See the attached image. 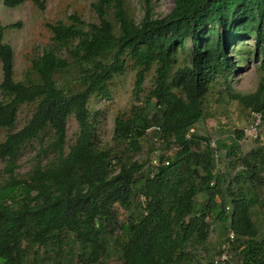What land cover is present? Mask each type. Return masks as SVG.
I'll use <instances>...</instances> for the list:
<instances>
[{
  "label": "trees",
  "instance_id": "16d2710c",
  "mask_svg": "<svg viewBox=\"0 0 264 264\" xmlns=\"http://www.w3.org/2000/svg\"><path fill=\"white\" fill-rule=\"evenodd\" d=\"M173 1L168 15L155 17L147 0L140 23L125 0H96L98 22L75 14L69 24H49L52 45L32 59L22 80L15 77L14 49L5 43L7 29L20 24L0 21V129L8 131L0 160L9 167L0 189L4 264H108L111 248L119 264H193L191 251L208 239L209 219L228 225L234 264H264V237L254 219L258 189L247 186L262 180L264 146L239 159L245 170L228 179L211 140L190 133L205 118V100L217 84L230 87L237 63L252 58L264 69V0ZM3 2L9 9L26 2L44 9L43 0ZM250 37L254 44L235 58L233 47ZM129 65L137 71L136 99L146 96L145 106L117 116L116 148L105 149L90 101L110 99L114 79ZM152 70L154 86L145 94ZM231 97L264 117V78L255 93ZM24 106L34 111L14 131ZM71 117L79 132L66 152ZM151 128L177 152L145 170L134 156ZM236 134L234 155L245 135ZM46 138L54 158L43 165L39 155L29 176L17 179L16 155L34 140L44 146ZM200 194L206 197L202 205Z\"/></svg>",
  "mask_w": 264,
  "mask_h": 264
},
{
  "label": "rangeland",
  "instance_id": "374dc122",
  "mask_svg": "<svg viewBox=\"0 0 264 264\" xmlns=\"http://www.w3.org/2000/svg\"><path fill=\"white\" fill-rule=\"evenodd\" d=\"M126 7L131 16L137 23H140L145 15L147 0H125ZM96 0H43L44 9H40L31 2L9 9L0 0V21L3 25L20 24V26L9 28L5 32V43L12 46L15 52V77L22 80L25 73L31 66V61L40 55L43 49L52 45V33L48 28L49 24L64 22L69 24L70 18L77 14L86 22H98L97 15L93 9ZM155 17L166 16L174 8L173 0H148ZM254 38H243L231 50V54L238 59L237 50L246 49L247 45L254 44ZM246 45V46H244ZM191 52V43L188 45ZM65 55V51L61 52ZM68 56V54H67ZM185 56L180 55L179 65L185 63ZM136 70L133 65H129L127 72L122 76H117L111 85L110 99L92 98L90 108L92 114L98 122V135L103 148H116L114 139L115 120L119 114H130L133 106H145L146 96L137 100L135 96ZM264 78V69L253 59L242 63H237V67L231 78L230 87L220 83L208 95L204 103L205 118L195 126V132L200 138H209L212 148L217 151V167L221 172H226L228 179H231L239 171H244L246 167L239 161L248 156L259 147L264 146V132L262 138L253 140L243 137L237 139L238 149L235 155L232 153V142L238 138L236 132L245 130L251 122L252 109L245 108L237 100H234L233 94H253L259 88ZM2 82V70L0 63V84ZM154 86V71L147 74L143 85L145 94ZM228 87V88H227ZM1 99V95H0ZM34 111L33 107L24 106L21 108L19 118L14 131L20 130L31 118ZM79 127L75 118L71 117L67 126V145L66 152L70 146L75 143L78 136ZM157 130L151 128L146 136L141 140L142 151L134 156L135 160L145 164L147 170L156 164L160 165V157H171L177 152V147L171 146L167 149L166 142L157 136ZM8 134L5 129H0V143L3 142ZM50 141L46 138L42 146L39 140H34L24 146L16 155L14 164L16 165L14 175L17 179H26L31 169L38 163V156L42 155L43 165L51 161L56 155L53 150H47ZM202 143H205L202 141ZM43 149L47 151L43 152ZM235 165H232L234 164ZM157 165V166H158ZM8 160H0V189L6 186L9 181L7 172ZM261 181L253 184L248 183V187H257L259 194V203L256 205V215L254 219L257 222L261 236L264 237V174L260 175ZM206 197L200 194L197 200L198 205L204 204ZM219 201V199H217ZM119 218H125V212H118ZM210 224L208 239L197 246L191 252L194 254L193 264H234L236 255L229 238L232 233L228 230V225L209 219ZM121 233L120 221L116 225L113 234L119 236ZM108 264H119L118 254L114 248L108 250ZM31 257V256H30ZM221 262V263H220ZM0 264H4L0 259ZM35 264V262H32ZM51 264V263H42Z\"/></svg>",
  "mask_w": 264,
  "mask_h": 264
},
{
  "label": "built area",
  "instance_id": "2783aa9c",
  "mask_svg": "<svg viewBox=\"0 0 264 264\" xmlns=\"http://www.w3.org/2000/svg\"><path fill=\"white\" fill-rule=\"evenodd\" d=\"M195 130L191 129L190 133H194ZM264 132V117L261 112L252 111L251 112V122L248 125L247 129L245 130V135L248 138H251L253 140H259L262 138V133ZM188 138L191 137L190 134L187 135ZM213 143H211L212 145ZM166 165H169V162L167 161L165 163ZM233 239V234L231 236Z\"/></svg>",
  "mask_w": 264,
  "mask_h": 264
}]
</instances>
